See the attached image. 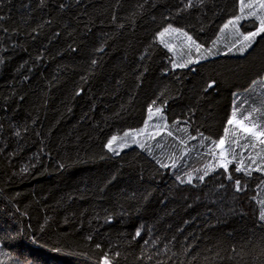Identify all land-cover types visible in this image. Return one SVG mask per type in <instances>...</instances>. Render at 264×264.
Segmentation results:
<instances>
[{
  "label": "trees",
  "instance_id": "obj_1",
  "mask_svg": "<svg viewBox=\"0 0 264 264\" xmlns=\"http://www.w3.org/2000/svg\"><path fill=\"white\" fill-rule=\"evenodd\" d=\"M260 4L0 0V264H264ZM154 105L163 129L110 150Z\"/></svg>",
  "mask_w": 264,
  "mask_h": 264
},
{
  "label": "rangeland",
  "instance_id": "obj_2",
  "mask_svg": "<svg viewBox=\"0 0 264 264\" xmlns=\"http://www.w3.org/2000/svg\"><path fill=\"white\" fill-rule=\"evenodd\" d=\"M244 18L241 14L235 18L233 23L229 26L235 29L233 26H238V23ZM230 28V29H231ZM167 30V31H165ZM163 33V35H161ZM248 35V34H247ZM189 37L191 39H189ZM159 40L163 43L172 53L175 58V67L187 66L189 62L194 58L195 53H199L201 46L195 41L193 36L174 26H168L159 33ZM168 121L167 114L164 111L163 105H154L149 111L148 118L144 127L139 130H129L127 135H116L115 140L111 138L109 141V149L115 152H122L125 149L139 145V140L142 136L150 134L151 132H157L163 129V125ZM237 122V121H236ZM239 125L242 128L250 129L256 132L255 127H249L239 121ZM258 136H261L259 132H256ZM225 148L224 142L219 144V154L221 159V165L226 164L225 160Z\"/></svg>",
  "mask_w": 264,
  "mask_h": 264
},
{
  "label": "snow or ice",
  "instance_id": "obj_3",
  "mask_svg": "<svg viewBox=\"0 0 264 264\" xmlns=\"http://www.w3.org/2000/svg\"><path fill=\"white\" fill-rule=\"evenodd\" d=\"M260 6L264 7V0H261ZM229 23H232V22L229 21ZM225 27H227V25H225ZM165 31H167V30H165ZM261 32H264V20L261 21L260 27L258 28V30L256 32L248 33V35L244 37V40L248 41L249 43H248V45H245V46L241 47L240 51H244L245 47L250 46V43H251L252 39H254ZM161 35H163V33H161ZM189 39H191V38L189 37ZM232 116L233 117L236 116V111L235 110L233 111ZM244 119H248V117L245 116ZM227 123L229 125H232L234 123V121H233V119H229ZM236 123H237V125H239L238 121ZM242 131H244L245 133L249 134L252 138H256L257 135H258L255 131H251L250 129H247V128H243ZM125 135H127V133ZM112 139L115 140L116 137H113ZM260 142L262 144H264V140H261ZM220 143H223V140H221ZM237 171H239V169H237ZM201 179H203V178L201 177ZM237 186L239 188V182H237ZM259 218H260L261 221H264V211L261 212ZM137 235H139V233H137ZM97 247H99V245H97ZM105 264H108L107 260H105Z\"/></svg>",
  "mask_w": 264,
  "mask_h": 264
}]
</instances>
